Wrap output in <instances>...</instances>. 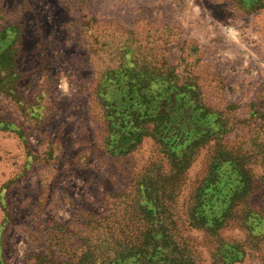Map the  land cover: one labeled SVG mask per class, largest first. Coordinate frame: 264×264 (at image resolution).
I'll return each mask as SVG.
<instances>
[{
  "label": "rangeland",
  "instance_id": "1",
  "mask_svg": "<svg viewBox=\"0 0 264 264\" xmlns=\"http://www.w3.org/2000/svg\"><path fill=\"white\" fill-rule=\"evenodd\" d=\"M0 38V264L69 262L93 222L124 223L151 203L172 209L162 218L197 264H226L223 243L244 251L235 264H264V0H0ZM166 89L191 113L183 132L162 141L169 113L137 121L141 140L112 153L121 97ZM175 140L189 166L168 197L178 162L164 142ZM221 173L243 183L221 185ZM205 182L223 193L217 208L231 197L210 236L187 227Z\"/></svg>",
  "mask_w": 264,
  "mask_h": 264
},
{
  "label": "trees",
  "instance_id": "2",
  "mask_svg": "<svg viewBox=\"0 0 264 264\" xmlns=\"http://www.w3.org/2000/svg\"><path fill=\"white\" fill-rule=\"evenodd\" d=\"M6 46H8V44L5 41L0 42V63L5 59L6 54L2 50H5ZM116 69L118 70L119 66H117L115 70ZM133 78L135 79L136 77ZM131 86L134 85L125 87L130 90ZM175 92L177 93V90L168 91V89H166L161 94L149 97L142 96L141 99L138 96H134L133 93L126 98L122 96L121 100L127 102L128 108L123 110L125 112H119L122 115V119L110 122L108 127L110 135L115 137V142L106 144L111 148L110 150L112 153H122V151H126L133 143L141 140L145 128H137V121L149 120L150 122L152 120L155 122L161 120L163 122L165 115L169 113L167 114V121L172 125L171 127L165 125L167 128L161 126L158 129L160 135H163L162 137L160 136V138H162V141L166 139L165 136H169V130L181 132L182 127L185 126L184 123L188 122L192 116L190 112L185 113L183 109V107H185L183 98H176L173 95H168L174 94ZM188 106L190 107V105ZM108 107L115 111L116 102L112 101L111 104L108 103ZM206 128L213 131L211 126ZM220 130L223 136L225 134L224 126L221 127ZM179 136L181 137L182 134H179ZM172 137L173 136H170V139ZM193 139L194 141H188L179 149L180 151L184 150L187 156L191 154V149L201 138L195 136ZM109 140H112V138H109ZM164 144L168 149V153L173 156L172 158L174 161L178 162L176 165L178 168L172 173L169 172L165 178V195L169 197L173 191L176 192V186L182 181L184 171L188 168L189 163H187L184 155L173 152V148L180 146L176 140L173 142V145L169 142L167 143V141L164 142ZM221 164H224V161H222ZM230 165H233L231 161ZM215 178L221 185H225L230 181L236 183V186L243 183L240 180V176L231 180L229 176H224V174L221 173L220 175H215ZM145 187L152 191L155 190L147 185ZM220 191L221 190L216 188L215 185H212L211 182H205L200 186L197 205L191 209L188 208L186 212V216L188 217L187 227L189 229L200 230L210 236L212 232L226 226L227 223H225V220L229 215V206L226 204V201L231 197L225 195L222 198L223 207L221 208H217L210 203V200L214 199L217 194L223 195ZM129 211L130 214L128 213L127 215L132 218L124 223H116L112 226L107 223L93 222L92 225H90V230H88L91 235L85 236L79 240L83 247L80 254L75 259L61 264L198 263L193 247L179 235L180 229H178L175 221L162 218L163 214H172V209L169 208L168 204H159L158 206L152 203L145 206L139 204L136 205L135 209H129ZM239 227H242V225ZM213 240L215 241V245L221 242L218 235H216ZM224 245L230 249L226 254L229 257L226 264L239 263L243 259L244 251L237 249V245L228 244L227 246V244L223 243L222 246ZM218 250V248H215V251Z\"/></svg>",
  "mask_w": 264,
  "mask_h": 264
}]
</instances>
